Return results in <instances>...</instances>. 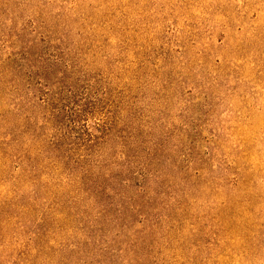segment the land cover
<instances>
[{
    "label": "rangeland",
    "instance_id": "374dc122",
    "mask_svg": "<svg viewBox=\"0 0 264 264\" xmlns=\"http://www.w3.org/2000/svg\"><path fill=\"white\" fill-rule=\"evenodd\" d=\"M0 264H264V0H0Z\"/></svg>",
    "mask_w": 264,
    "mask_h": 264
}]
</instances>
